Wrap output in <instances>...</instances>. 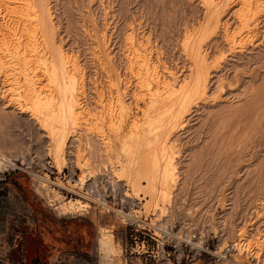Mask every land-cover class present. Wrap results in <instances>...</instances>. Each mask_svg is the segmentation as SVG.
Returning a JSON list of instances; mask_svg holds the SVG:
<instances>
[{"label": "rangeland", "instance_id": "1", "mask_svg": "<svg viewBox=\"0 0 264 264\" xmlns=\"http://www.w3.org/2000/svg\"><path fill=\"white\" fill-rule=\"evenodd\" d=\"M25 2L40 36L0 54V264H99L98 234L118 264H264V0Z\"/></svg>", "mask_w": 264, "mask_h": 264}, {"label": "bare ground", "instance_id": "2", "mask_svg": "<svg viewBox=\"0 0 264 264\" xmlns=\"http://www.w3.org/2000/svg\"><path fill=\"white\" fill-rule=\"evenodd\" d=\"M252 1V0H251ZM28 2V1H27ZM30 3V2H29ZM34 3V2H33ZM261 5V4H260ZM29 6V5H28ZM32 6V5H31ZM33 6H34V4H33ZM37 6H38V2H37ZM40 6V5H39ZM43 6V5H42ZM41 6V7H42ZM47 7V6H46ZM256 7V6H255ZM33 8V7H32ZM37 8V7H36ZM35 8V9H36ZM39 8V7H38ZM37 8V9H38ZM45 7H43V9H44ZM41 9V8H40ZM47 9V8H46ZM248 9V8H247ZM34 10V9H33ZM33 10H30V11H33ZM262 10V9H261ZM29 11V8H27V3L25 2V0H1L0 1V14H1V21H2V24H1V26H0V28L2 27L3 29H4V32H2V30H0V54H8V56H10L9 55V52L12 54L11 56H13L14 57V55L15 54H18L20 57H21V59H22V57H23V55H25V53L27 54V55H29V53L30 52H32V51H28L26 48L24 49L22 46H24L25 47V43L21 46L25 51L24 52H22L21 53V51H20V53H17L16 51L18 50V48H19V44L21 43H19V41L21 40V39H26L27 40V42H29V39H33V41L35 40L36 41V39L37 38H39L38 37V33L37 32H35V29L34 30H32L31 29V25H32V23L33 22H31L32 21V18L34 17V16H31V14H32V12H30ZM38 12H39V9L37 10ZM41 11L42 10H40V13H41ZM252 11V10H251ZM34 12V14L36 13L35 11H33ZM31 13V14H30ZM39 13V14H40ZM43 13V12H42ZM45 14V13H44ZM33 15V14H32ZM43 15V14H42ZM45 15H47V14H45ZM50 16V15H49ZM40 17L42 18L43 16H41L40 15ZM45 18V17H44ZM51 18V17H50ZM49 18V19H50ZM37 20V19H36ZM40 20V19H39ZM43 20V19H42ZM34 21V20H33ZM244 21V20H243ZM36 22V21H35ZM42 22V21H41ZM50 24V23H49ZM37 25V24H36ZM48 25V24H47ZM33 27V26H32ZM34 28H35V26H34ZM37 28V27H36ZM40 28V27H39ZM52 29V28H51ZM36 30H38V29H36ZM40 30V29H39ZM38 30V31H39ZM50 31V30H49ZM47 32V31H46ZM45 35V34H44ZM40 36V35H39ZM17 37V38H16ZM37 37V38H36ZM47 37V36H46ZM39 40V39H38ZM134 40V39H133ZM40 41V40H39ZM38 41V42H39ZM16 42V43H15ZM37 42V43H38ZM36 43V42H35ZM40 44H41V42H40ZM30 44H28V45H26V46H29ZM36 45H38V44H36ZM31 46H32V44H31ZM30 46V47H31ZM34 46V45H33ZM39 46H42V45H39ZM132 46V45H131ZM37 47V46H36ZM21 49V48H20ZM36 49H38V48H36ZM40 49H41V47H40ZM22 50V49H21ZM31 50V49H30ZM34 50V49H33ZM35 51V50H34ZM37 52H39L38 50H36ZM40 52H43V51H40ZM34 53V52H33ZM45 53V52H44ZM35 54V53H34ZM40 54V53H39ZM4 55L2 56L3 58H4V60H6L5 59V57H4ZM16 56V55H15ZM31 56V55H30ZM29 56V57H30ZM39 56V55H38ZM1 55H0V64H1V66H3V64H4V62H3V64H2V61H4V60H2L1 58ZM7 57V56H6ZM12 58V57H11ZM23 58H25V59H28V57H23ZM34 58V57H33ZM39 58V57H38ZM137 58V57H136ZM142 59V58H141ZM11 60V59H10ZM23 60V59H22ZM21 60V61H22ZM15 61V60H14ZM32 61V60H31ZM31 61H29V62H25V60L23 61V62H25V63H20V66H21V64H24V65H26V67H27V65L31 62ZM34 61V60H33ZM33 61H32V63H33ZM36 61V60H35ZM141 61V60H140ZM6 62V61H5ZM10 62V61H9ZM11 62H13V61H11ZM37 62V61H36ZM134 62V61H133ZM135 62H136V59H135ZM132 63V62H131ZM142 63V62H141ZM140 63V64H141ZM6 64V63H5ZM11 64H13V63H11ZM10 64V65H11ZM70 64V63H69ZM137 64V63H136ZM7 65V64H6ZM9 65V64H8ZM33 65V64H32ZM35 65V64H34ZM134 65V64H133ZM139 65V64H138ZM151 65V64H150ZM11 67H12V65H11ZM24 67V66H23ZM38 67V66H37ZM138 67V66H137ZM144 67V66H143ZM8 68V67H7ZM14 68V67H13ZM25 68V67H24ZM36 68V67H35ZM136 68V66H134V68H133V70ZM139 68V67H138ZM147 68H149V67H147ZM154 68V67H153ZM8 69H10V68H8ZM22 69V68H21ZM34 69V68H33ZM140 69V68H139ZM24 70V69H23ZM132 70V71H133ZM136 70V69H135ZM13 71H14V69H13ZM32 71H34V70H32ZM139 71H142L141 69L139 70ZM156 71V70H155ZM11 72V71H10ZM29 72H30V70H29ZM35 72V71H34ZM137 72V71H136ZM143 72V71H142ZM148 72H149V69H148ZM147 72V73H148ZM151 72V74H152V71H150ZM149 72V73H150ZM141 73V72H140ZM1 74H3L4 75V79H7V76H5L6 74H7V71L6 70H4L3 69V67L0 69V75ZM31 74H33V73H31ZM71 74V73H70ZM158 74V73H157ZM10 75V74H9ZM22 75H23V73H22ZM38 75V74H37ZM137 75H139V73L137 74ZM156 75V74H155ZM13 76H14V74H13ZM39 76V75H38ZM152 76V75H151ZM35 77V76H34ZM34 77H33V79H34ZM37 77V76H36ZM71 77H72V75H71ZM139 77V76H138ZM150 77V76H149ZM157 77V76H156ZM155 77V78H156ZM9 78V77H8ZM18 78V77H17ZM25 78V77H24ZM153 78V77H152ZM202 78V77H201ZM39 79H41V76H40V78ZM157 79L159 80V78H156V80L155 81H157ZM34 80H36V79H34ZM34 80H32V81H34ZM3 81V83L1 82V80H0V85H1V83H2V85H3V88H4V85H5V83H6V81H4V80H2ZM15 81V80H14ZM25 81H27V80H25ZM145 81V80H144ZM16 82V81H15ZM10 83V82H9ZM9 83H8V88H7V90L5 91V92H16V91H18V89L20 88H12V87H14V86H12V85H9ZM32 83V82H31ZM161 83V82H160ZM200 83V82H199ZM203 83H205V81L203 82ZM18 84V83H17ZM139 84H140V82H139ZM138 84V85H139ZM13 85H15V83H13ZM23 85V84H22ZM28 85V84H27ZM38 85V84H37ZM149 85V84H148ZM200 85H201V83H200ZM205 85V84H204ZM35 86V85H34ZM41 86V85H40ZM169 86V85H168ZM30 87H32V90H33V94H35V100H34V106L36 107V109L37 108H39V106H41L42 104H44L43 103V101H50V97L48 98V97H46V96H44L43 95V93L42 92H44V91H42V90H44V88L41 90V91H36L35 90V88L33 87V84L30 86ZM204 87V86H203ZM34 88V89H33ZM40 88V87H39ZM22 89V88H21ZM150 89V88H149ZM169 89V88H168ZM31 90V91H32ZM156 91V90H155ZM20 92V91H19ZM47 92V91H46ZM145 92V91H144ZM161 92V91H160ZM1 93V92H0ZM155 93H157V92H155ZM159 93V92H158ZM157 93V94H158ZM13 94V93H12ZM45 94V93H44ZM156 94V95H157ZM161 94H162V92H161ZM171 94V93H170ZM174 94V93H173ZM19 95V94H18ZM51 95V94H50ZM42 96H43V98H42ZM45 98H46V100H45ZM32 99V98H31ZM46 101V102H47ZM70 103V102H69ZM74 103V102H73ZM53 105V104H52ZM67 105V104H66ZM73 105V104H72ZM19 106V105H18ZM24 106V105H23ZM26 106V105H25ZM80 106V105H79ZM24 108V107H23ZM26 108V107H25ZM80 108V107H79ZM21 109H22V107H21ZM68 109H69V112L71 113V115H73L75 118H77L78 120H79V117H81L82 116V113L85 111H83L82 113H77L75 110H74V107H70L69 106V108H67V112H68ZM78 109V108H77ZM108 109H109V107H108ZM79 111H80V109H79ZM30 112V111H29ZM32 112V111H31ZM39 112H40V110H39ZM43 113V112H42ZM48 113V112H47ZM86 113V112H85ZM84 114V113H83ZM45 115V114H44ZM53 115V114H52ZM68 115V114H67ZM35 116V115H34ZM43 116V115H42ZM79 116V117H78ZM84 116H85V114H84ZM45 117V116H44ZM73 117V118H74ZM70 118V117H69ZM82 119H83V117H81ZM47 119H48V117H47ZM77 119H75V120H77ZM81 119V120H82ZM40 120V119H39ZM49 120V119H48ZM84 120H85V118H84ZM74 120H72V122H73ZM83 121V120H82ZM76 121H74L73 122V124L75 123ZM78 122V124H80L79 123V121H77ZM65 123V122H64ZM51 126V125H50ZM79 126V125H78ZM90 130V129H89ZM52 135H54L55 136V134H53L52 133ZM52 138V137H51ZM60 139V138H59ZM62 139H63V137H62ZM56 140V139H55ZM53 141V140H52ZM59 141V140H58ZM57 141V142H58ZM63 141V140H62ZM56 142V141H55ZM64 143V142H63ZM54 144V143H53ZM64 145V144H63ZM57 146V145H56ZM56 146H54V147H56ZM54 147H53V150H54ZM59 147H60V145H59ZM64 147V146H63ZM57 148V147H56ZM56 150H58V148L56 149ZM62 150H63V148H62ZM55 151V150H54ZM55 153V155L57 156V151H55L54 152ZM7 160H10V159H5V160H3V159H0V165H4V163L7 161ZM135 160V159H134ZM133 160V161H134ZM10 161H13V160H10ZM169 162V161H168ZM131 163V162H130ZM167 163V162H166ZM88 165V164H87ZM133 165V164H132ZM135 165V164H134ZM155 165V164H154ZM157 165V164H156ZM89 166V165H88ZM159 166V165H158ZM156 167V166H155ZM88 168V167H87ZM122 169H124V168H122ZM127 169V168H126ZM135 169V168H134ZM89 170H90V168H89ZM158 170V169H157ZM91 171V170H90ZM167 171V170H166ZM165 171V172H166ZM159 172V171H158ZM163 172V171H162ZM147 173V179H148V181H150V183H152V182H154V180H155V175H154V172H146ZM157 173V172H156ZM155 173V174H156ZM167 173V172H166ZM165 173V174H166ZM91 174V173H90ZM164 174V173H163ZM164 174V175H165ZM168 174V173H167ZM157 175V174H156ZM170 177V176H169ZM157 180V179H156ZM153 184V183H152ZM78 203H75V202H72V201H70V202H68V203H66V206H64V208H63V211H74V209H73V206L74 205H77ZM86 207V205L84 206H82V208H85ZM90 207V206H89ZM88 206L86 207V209H88L89 208ZM108 208V207H107ZM66 213V212H65ZM108 235V234H107ZM109 238H110V235H109Z\"/></svg>", "mask_w": 264, "mask_h": 264}, {"label": "clouds", "instance_id": "3", "mask_svg": "<svg viewBox=\"0 0 264 264\" xmlns=\"http://www.w3.org/2000/svg\"><path fill=\"white\" fill-rule=\"evenodd\" d=\"M100 237L98 234V247L99 264H118L121 256V249L118 247L115 237L111 236L106 238L104 243H100Z\"/></svg>", "mask_w": 264, "mask_h": 264}, {"label": "built area", "instance_id": "4", "mask_svg": "<svg viewBox=\"0 0 264 264\" xmlns=\"http://www.w3.org/2000/svg\"><path fill=\"white\" fill-rule=\"evenodd\" d=\"M15 164L16 162L13 159V161L7 160L4 165H0V182L6 181L7 176L17 169Z\"/></svg>", "mask_w": 264, "mask_h": 264}, {"label": "trees", "instance_id": "5", "mask_svg": "<svg viewBox=\"0 0 264 264\" xmlns=\"http://www.w3.org/2000/svg\"><path fill=\"white\" fill-rule=\"evenodd\" d=\"M9 176H7V178H8ZM6 181H7V179H6Z\"/></svg>", "mask_w": 264, "mask_h": 264}]
</instances>
